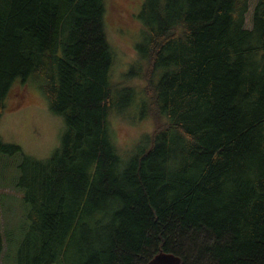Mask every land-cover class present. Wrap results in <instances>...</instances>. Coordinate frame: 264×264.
Here are the masks:
<instances>
[{"label": "trees", "instance_id": "16d2710c", "mask_svg": "<svg viewBox=\"0 0 264 264\" xmlns=\"http://www.w3.org/2000/svg\"><path fill=\"white\" fill-rule=\"evenodd\" d=\"M249 11L250 0L143 3L131 75L144 83L125 91L153 127L124 155L106 0H0V117L13 81L33 75L66 124L50 158L25 156L17 264H148L159 252L264 264V0L251 28ZM19 151L0 138V153Z\"/></svg>", "mask_w": 264, "mask_h": 264}, {"label": "rangeland", "instance_id": "374dc122", "mask_svg": "<svg viewBox=\"0 0 264 264\" xmlns=\"http://www.w3.org/2000/svg\"><path fill=\"white\" fill-rule=\"evenodd\" d=\"M145 1L106 0L105 20L115 51L111 77L116 83H123L114 93V108L121 109V115L113 114L111 125L124 155L153 127L151 120L137 117V106L128 103L129 94L125 91L131 83H137V88L144 83L140 77L131 75V67L137 62L138 44L145 34L144 23L139 18ZM256 2L250 0L248 28L252 26ZM13 82L6 97L7 109L0 117V138L5 143L18 145L21 151L0 153V220L4 237L0 264H17L18 251L30 224V204L25 199L29 177L23 181L27 169L25 156L41 160L50 158L60 149L66 131L65 120L50 108L40 88V79L30 75L24 81L18 77Z\"/></svg>", "mask_w": 264, "mask_h": 264}, {"label": "water", "instance_id": "95a60500", "mask_svg": "<svg viewBox=\"0 0 264 264\" xmlns=\"http://www.w3.org/2000/svg\"><path fill=\"white\" fill-rule=\"evenodd\" d=\"M148 264H181V258L172 253L159 252Z\"/></svg>", "mask_w": 264, "mask_h": 264}]
</instances>
